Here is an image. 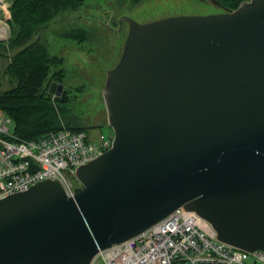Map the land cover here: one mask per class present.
I'll list each match as a JSON object with an SVG mask.
<instances>
[{
	"label": "water",
	"instance_id": "95a60500",
	"mask_svg": "<svg viewBox=\"0 0 264 264\" xmlns=\"http://www.w3.org/2000/svg\"><path fill=\"white\" fill-rule=\"evenodd\" d=\"M127 22L106 73L110 148L73 196L44 181L0 199V264H89L180 206L264 251V0Z\"/></svg>",
	"mask_w": 264,
	"mask_h": 264
},
{
	"label": "built area",
	"instance_id": "2783aa9c",
	"mask_svg": "<svg viewBox=\"0 0 264 264\" xmlns=\"http://www.w3.org/2000/svg\"><path fill=\"white\" fill-rule=\"evenodd\" d=\"M8 0L0 9V38L7 33ZM11 118L0 111V199L44 182L55 181L67 196L78 188L70 179L80 166L110 148L113 137L91 142L82 130L62 127L35 139L19 138ZM80 183V182H79ZM257 264L264 251H247L217 238L210 223L183 206L136 235L99 250L89 264Z\"/></svg>",
	"mask_w": 264,
	"mask_h": 264
},
{
	"label": "rangeland",
	"instance_id": "374dc122",
	"mask_svg": "<svg viewBox=\"0 0 264 264\" xmlns=\"http://www.w3.org/2000/svg\"><path fill=\"white\" fill-rule=\"evenodd\" d=\"M225 10L215 0H85L77 9L58 11L54 20L47 23L49 27L41 32V40L46 42L50 55L61 57L63 61L64 77L58 84L69 97L63 125L83 128L87 139L95 143L113 136L104 102L106 73L120 56L128 19L148 22L168 16L223 13ZM5 13L8 14L0 9L2 23L6 22ZM9 20L10 17L8 25ZM9 35L10 27L0 42L6 41ZM70 36H78L83 42H76ZM6 50L0 48V91L15 84V80L4 75L13 53ZM10 126L13 128V123ZM70 179L77 187L81 186L77 175H71ZM97 264L103 263L99 260Z\"/></svg>",
	"mask_w": 264,
	"mask_h": 264
},
{
	"label": "trees",
	"instance_id": "16d2710c",
	"mask_svg": "<svg viewBox=\"0 0 264 264\" xmlns=\"http://www.w3.org/2000/svg\"><path fill=\"white\" fill-rule=\"evenodd\" d=\"M84 1L8 0L10 35L6 41L0 42V48L13 50L4 75L15 80V84L0 91V111L11 118L13 131L19 138L35 139L63 126L84 131L81 127L62 123L69 97L64 91L56 95L49 89L52 82L58 83L64 77L63 61L61 57L50 55L46 42L41 40V32L49 27L47 23L54 20L58 11L77 9ZM215 1L225 11H232L248 0ZM70 38L83 42L78 36Z\"/></svg>",
	"mask_w": 264,
	"mask_h": 264
},
{
	"label": "flooded vegetation",
	"instance_id": "af4514ba",
	"mask_svg": "<svg viewBox=\"0 0 264 264\" xmlns=\"http://www.w3.org/2000/svg\"><path fill=\"white\" fill-rule=\"evenodd\" d=\"M80 182V181H79Z\"/></svg>",
	"mask_w": 264,
	"mask_h": 264
}]
</instances>
